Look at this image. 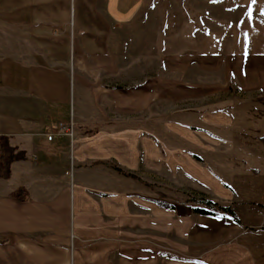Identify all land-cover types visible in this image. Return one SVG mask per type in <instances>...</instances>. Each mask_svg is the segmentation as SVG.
Listing matches in <instances>:
<instances>
[{
	"label": "crops",
	"instance_id": "crops-1",
	"mask_svg": "<svg viewBox=\"0 0 264 264\" xmlns=\"http://www.w3.org/2000/svg\"><path fill=\"white\" fill-rule=\"evenodd\" d=\"M147 1L0 0V135L25 153L0 176V264H71V224L72 264L166 263L153 244L96 239L119 223L164 239L174 228L193 251L179 264H264V52L150 56L134 32L158 12ZM70 115L72 179L69 137L46 138ZM114 164L143 178L153 170L164 192L203 188L238 220L196 212L198 198L190 212L151 201Z\"/></svg>",
	"mask_w": 264,
	"mask_h": 264
},
{
	"label": "rangeland",
	"instance_id": "rangeland-1",
	"mask_svg": "<svg viewBox=\"0 0 264 264\" xmlns=\"http://www.w3.org/2000/svg\"><path fill=\"white\" fill-rule=\"evenodd\" d=\"M180 1L182 8L180 6L176 7L175 5L177 4L174 5L169 0H164V5L160 9L158 8V4H155L156 0H149L146 5L144 4L143 8L147 7L151 11L158 10L155 13L151 12L149 22L134 25V29L136 30L134 32L137 38L144 39L147 44H150V47H145V52L149 51L150 56L151 54L157 56L168 50L176 51L183 48L199 54L244 50L264 52V0ZM179 8L182 9V16ZM175 9L177 10L175 11ZM194 13L197 17L193 20L190 15L192 14L193 16ZM183 18L187 19L184 20ZM167 39L170 42H167ZM137 50L143 51L142 48H137ZM153 66L154 64L151 65V72L155 70ZM68 106L69 104L65 103V107L68 108ZM67 117L65 116V120H67ZM91 129L92 127L88 128L86 132L92 134L89 132ZM73 151L70 150L69 162L72 161L74 172L75 163ZM150 171L149 178H143L137 173L130 172L134 174L131 177H134L133 179L135 181L143 182L149 186L150 192L148 194L150 195L151 201L165 203L166 205L174 204L178 207L179 211L187 210V212H190L189 204L196 203V198L202 197L203 194L206 195L205 190L200 187L191 192L181 187L166 185L167 191L164 192L159 188L160 184L157 182L156 172L153 170ZM69 177L72 179L73 175ZM14 179L12 177L11 182ZM262 208L261 205H257L259 211ZM106 226L110 228L111 234L97 237L96 239L101 240V242L104 240L107 243L109 241L111 244L113 242L120 243L121 239L124 243L153 244L156 248H160L161 250L165 249L166 263L163 264H179L180 262L194 260L189 257L190 252L193 251L185 247V239L182 236L174 235L175 230L170 226H167V237L165 239L157 236L156 232L149 236L141 235L140 233L135 235L126 233L125 227L128 228L130 226L128 224L119 223V225L110 224V226ZM41 230L46 231L45 229H39V231ZM68 235V247L72 264L74 248L79 239V235L72 224L70 225ZM218 241L215 240L213 243L215 244ZM194 253L198 254L200 252ZM161 259L160 263L158 262L157 264H161ZM39 260L44 261V257L39 258Z\"/></svg>",
	"mask_w": 264,
	"mask_h": 264
},
{
	"label": "trees",
	"instance_id": "trees-1",
	"mask_svg": "<svg viewBox=\"0 0 264 264\" xmlns=\"http://www.w3.org/2000/svg\"><path fill=\"white\" fill-rule=\"evenodd\" d=\"M99 129V126H94L89 131L90 133H93ZM259 139L264 144V135H261ZM25 153L21 149H16L15 146L9 143L8 137L6 135H0V176L3 178H8L10 176V164L13 160L24 158ZM114 168L126 175L134 176L133 173H131L128 170H125L118 165L114 164ZM25 189L23 186H19L17 189L15 196L20 197L21 192H24ZM203 205H193L192 209L195 210L198 213H205V214H218V213H224L229 214L234 219L238 220L237 215L235 214L234 209L230 205H224L219 203L216 200L200 197L198 198ZM172 206V205H167Z\"/></svg>",
	"mask_w": 264,
	"mask_h": 264
},
{
	"label": "built area",
	"instance_id": "built-area-1",
	"mask_svg": "<svg viewBox=\"0 0 264 264\" xmlns=\"http://www.w3.org/2000/svg\"><path fill=\"white\" fill-rule=\"evenodd\" d=\"M75 129H76V121L74 120L73 116L70 115V118L67 120H59L55 123V125L46 132V138L52 139L55 135H66L70 139L71 144V151L74 150L75 144ZM66 174L72 176L73 175V163L72 161L69 162V167L65 171Z\"/></svg>",
	"mask_w": 264,
	"mask_h": 264
}]
</instances>
